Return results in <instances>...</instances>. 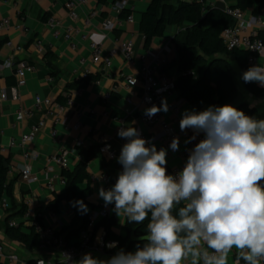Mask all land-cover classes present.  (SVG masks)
Returning <instances> with one entry per match:
<instances>
[{"label":"crops","instance_id":"1","mask_svg":"<svg viewBox=\"0 0 264 264\" xmlns=\"http://www.w3.org/2000/svg\"><path fill=\"white\" fill-rule=\"evenodd\" d=\"M66 1L0 0V23L7 21L9 26L8 29L0 28V43H2L0 48V145L7 146L10 141L17 140L43 117L42 112L35 111L30 118L21 123H17L15 120L17 111L32 108L35 97L50 99L57 103L56 100L59 96H65V86L82 77L84 73L101 75V79L97 83H92L86 89L69 94L72 106L64 108L60 123L53 124L51 120L46 119L44 128L33 143L25 148L16 147L0 154L5 159L8 168L7 181L12 183V198L3 195L0 199V245L6 256H16L17 261L14 264L33 263L37 259L53 263L58 260V253L55 250H44L39 247L26 248L21 243L7 237L6 227L9 221H14L18 226H21L22 232H30L22 223V216L19 214L20 207L25 206L28 200L32 201L33 210L40 215L41 223L44 226L55 227L56 231L61 233L69 244H78L80 241L82 217L79 210L75 209L67 200H62L58 204L57 212L48 208L54 197L62 196L66 190L65 183L61 181L62 170L48 162L49 155L59 151L67 152L69 163L67 171L73 172L80 162V153L84 154L88 161L87 173L91 177V194L86 200L88 203L87 213H89L105 206L98 191L101 187L106 190L111 188L122 168L121 164L117 162V158L114 161H109L98 152V138L101 135L110 138L109 144L117 152L118 157L123 141L126 140L116 134L120 125L119 120L122 119L123 127H135L150 144H155L156 148L160 146L159 126L150 127L142 121L146 106L141 101L140 85L131 90L133 93L131 96V91L124 85L123 77L136 75L141 66L140 58L146 54H159L164 59L163 67L175 62L176 53L172 39L181 31L169 27L163 37L155 38L148 47H145L144 38L139 32V23L141 13L146 10L151 0H130L127 8L133 11L135 22L123 25L112 32L103 31L101 23L104 18L114 15L113 4L101 6L95 0H88L86 5L77 8V20L71 21L64 9ZM187 1L198 2L199 0ZM201 2L204 6L222 10L234 5L233 2L225 0H201ZM94 10L99 11V16L92 19L88 28L87 33L90 41L102 47L104 56L112 49L118 51L122 43L131 42L136 56L134 65L127 64L119 52L111 59L109 68H105L101 64H94L91 61L88 43L76 39V49L72 50L63 39L53 38L52 30L46 24L48 19L56 18L61 20L64 26L81 27L84 19ZM252 16L251 10L245 12L247 21ZM93 37L96 38L93 39ZM36 40L43 44L44 51L41 54L34 48ZM17 48L20 50L18 51ZM46 53L52 55L51 63L57 73L55 78H51L50 72L45 66L44 55ZM228 60L231 62L238 91L235 101L229 104L236 106L245 103L258 110L259 118H264V98L253 96L247 91L241 79L242 74L238 65L231 59ZM23 64L34 67V71L26 75L25 85L18 87L15 71ZM256 64L264 65V52L254 65ZM164 73L174 80L178 76L174 66ZM254 84L260 87L259 84ZM106 94L111 95L108 100L103 98ZM128 96H131V105H127L125 102ZM166 100L169 111L159 113L161 120L166 123L172 122L171 108L174 105L179 107L181 113L186 109L193 110L177 93L167 97ZM133 121H135L134 124ZM75 122L80 124L79 130L65 129L66 123L71 126ZM176 127L180 129L179 124ZM52 130L57 132V144H53L51 140ZM193 134V130H191L188 138ZM202 136L203 134L197 135L196 140L191 142L196 144L198 138ZM192 148L189 143L186 144L183 140L180 141L178 151H170L167 154L168 173L172 169L181 170L184 167L189 150ZM33 153L37 155L36 159L25 158V155ZM25 165L31 167L32 175L36 178V181L30 184L21 178L20 170ZM103 177H106L108 182H104ZM51 180L52 188L50 189L47 185ZM83 187L81 185L79 190ZM3 204H6L7 207L4 208ZM108 206L114 208V204ZM9 216L11 218L7 221ZM125 222L126 219L123 216L120 218L117 216L114 230L120 237H126ZM102 235L101 228L93 232L91 241L93 249L88 253L96 258L107 259L119 250L108 248L103 253L95 251L94 246L98 242L97 238ZM135 249L136 247H133L131 251H135ZM234 261L235 252L230 254L229 264H234ZM0 264L8 263L6 259H3ZM241 264L244 262L241 261Z\"/></svg>","mask_w":264,"mask_h":264},{"label":"clouds","instance_id":"2","mask_svg":"<svg viewBox=\"0 0 264 264\" xmlns=\"http://www.w3.org/2000/svg\"><path fill=\"white\" fill-rule=\"evenodd\" d=\"M241 79L264 88V65L249 67ZM168 111L162 99L144 114L151 118ZM179 128L193 130L186 144L199 134L203 138L175 175L168 173L166 149L157 150L135 127L119 129L117 135L127 141L117 157L122 171L98 195L127 223L149 221L143 245L107 259L86 253L73 264H229L233 252L234 264H264V118L231 104L210 105L186 109ZM179 144L174 137L169 147L175 152ZM72 203L81 214L88 212L83 200ZM105 246L114 249L117 242ZM64 256L68 264L71 256Z\"/></svg>","mask_w":264,"mask_h":264},{"label":"built area","instance_id":"3","mask_svg":"<svg viewBox=\"0 0 264 264\" xmlns=\"http://www.w3.org/2000/svg\"><path fill=\"white\" fill-rule=\"evenodd\" d=\"M39 1V0H36ZM130 0H119L114 4L113 12L114 15L104 18L101 23V28L103 31L112 32L117 28L123 27V25H130L135 22L133 11L126 18H121L120 14L124 9H128V3ZM198 2H201L199 0ZM88 0H67L64 4V9L67 13V16L71 21H76L78 16L76 10L82 5H86ZM202 3V2H201ZM129 10V9H128ZM225 13L229 15L235 22V25L224 29L221 33V40L223 45L228 51L232 50H242L248 54L247 63L250 66H253L258 57L264 52V8L255 15L252 16L249 21L245 18V13L241 12L238 9H233L231 7H226L224 9ZM99 16V11H92L83 21L81 27L76 26H64L61 20L56 18H50L47 21V26L52 30V36L55 39H63L72 50L76 49V39L80 42L88 43V47L91 51V61L94 64H101L105 68H109L111 65V59L117 54L120 53L124 61L129 65H134L136 61V56L134 52V47L131 42H124L121 44L120 48L117 50L112 49L108 51L106 56L103 55L102 47L90 41L88 36V28L92 19ZM8 22L2 21L0 23V28L8 29ZM250 28V30H249ZM10 45V43H8ZM35 50L41 54L44 51L43 44L41 41L36 40L34 42ZM19 51L20 49L17 48ZM141 66L138 70V73L134 76H124L123 82L124 85L131 91L140 85L142 90V103L146 108L151 107L152 105L160 106L162 99H166L176 93L175 80L168 76L165 73L161 72V68L164 66V59L158 54H146L141 58ZM34 71V67L29 64L20 65L16 71L15 76L17 79V86L23 87L26 82V75ZM190 75L191 73H187ZM87 75L86 73L83 76ZM136 83L132 85L131 81L134 80ZM132 96V91H131ZM131 96L126 97L125 102L127 105L132 104ZM111 97L110 94H106L103 98L108 100ZM72 106V100L70 97L67 98L64 105L57 104L50 99H41L40 97L34 98V104L31 109L19 110L15 114V120L17 123H21L24 120L30 118L33 113L42 112L43 117L30 129L22 134L17 140L10 141L7 146L0 145V154L6 153L8 150L19 147L25 148L26 146L33 143L40 133V131L45 126L46 119L52 121L53 124H58L61 122V113L65 107ZM172 122L166 123L161 120L160 114L149 118L144 115L142 121L150 126H159L160 134V146L157 147V150L164 148L169 154L171 150L170 143L174 137H178L179 141L187 140L188 136L191 134V129L186 132H182L176 127L179 124L182 113L177 105L172 106ZM119 127L116 130V134L119 129L123 127V120H119ZM65 129L79 130L80 124L78 122L73 123L71 126H68L67 123L64 125ZM142 138L145 139L143 135L140 134ZM202 137L198 138L199 142ZM51 140L53 144L58 143V135L55 130L51 132ZM99 153L103 155L107 160L114 161L117 158V152L109 144L110 138L106 135H101L99 138ZM127 141H123V145ZM196 142V143H197ZM191 147L195 146V143L190 142ZM37 155L33 153L32 155H25L26 159H36ZM48 162L54 164L62 171L68 170L69 163L67 160V152L59 151L55 152L48 157ZM122 171L120 169L119 173ZM180 170L175 168L172 169L169 174L175 175ZM21 178L28 184L36 181V178L32 175V169L30 166L25 165L21 167L20 170ZM64 183V180L61 179ZM104 182H108L106 177H103ZM48 188H52V180L47 185ZM4 208L7 207L6 204H3ZM112 208L109 206H102L98 209L92 210L88 213L87 216V227L84 231L81 232L80 241L76 246L68 245L65 241V238L62 235L56 233L55 227L44 226L41 222L38 221L40 215L35 213L33 210L32 201L28 200L25 203V211L22 215V223L32 231L37 237L40 249H52L58 253V260L53 263L44 259H37L32 264H66V258L64 254H69L71 260L68 261V264H73L74 261H78L84 254L91 251V241L93 237V228L95 224L110 215ZM9 227H18V224L14 221H9ZM103 236H100V240L103 243L97 242L94 246V250L103 253L108 248L105 246L107 243H104ZM3 259H6L8 264H14L17 261L16 256L14 255H5L4 249L0 245V263ZM29 264V263H26Z\"/></svg>","mask_w":264,"mask_h":264},{"label":"trees","instance_id":"4","mask_svg":"<svg viewBox=\"0 0 264 264\" xmlns=\"http://www.w3.org/2000/svg\"><path fill=\"white\" fill-rule=\"evenodd\" d=\"M98 5L108 6L115 4L119 0H95ZM234 3L231 8L241 12L251 10L253 16L257 15L264 8V0H225ZM132 13L124 9L120 17L126 18ZM235 25L234 20L225 13L224 10L204 6L201 2L187 0H151L144 12L141 13L139 32L144 38V46L148 47L155 38L164 36L167 28L173 27L180 30L172 39V44L176 53V61L161 68V72H166L170 67H175L178 76L175 80L176 93L188 103L194 110L202 111L210 105H224L235 101L238 95L234 81L231 62L234 61L241 74L250 65L247 63L248 54L242 50L228 51L220 38L224 29ZM2 43H0V48ZM45 66L50 72L51 78H55L57 73L51 63L52 55H44ZM187 73H191L188 75ZM100 74H87L79 77L72 83L65 86V96H59L56 100L58 104L66 102L69 94L74 91L86 89L90 84L100 81ZM243 81V80H242ZM243 84L247 91L253 96L264 98V89L254 83ZM247 115L259 118V112L254 107H249L245 103L236 105ZM99 152V147H98ZM80 162L73 171H62V179L65 183V193L62 196H55L48 205L53 212L58 211V204L62 200L72 202L83 200L88 206L87 198L91 194V177L87 173V159L80 153ZM122 166V165H121ZM8 168L5 159L0 155V199L3 195L12 198V183L7 181ZM84 186L79 190L80 186ZM78 209V206H73ZM25 206L22 205L19 214L22 216ZM80 212V211H79ZM81 213V212H80ZM88 213L81 214L82 224L80 229L84 231L87 227ZM10 216L7 221L10 220ZM117 215L112 210L110 215L98 221L93 232L97 229L103 230L104 243L117 242L115 249H123L129 252L138 244L143 245L141 237L147 233L148 220L143 224L125 222L126 237H120L115 233ZM41 222L40 218L38 219ZM18 227H6V235L9 239L21 243L26 248H37L38 237L30 231L24 233ZM58 235H62L56 231ZM63 236V235H62ZM66 241V239H65ZM68 245L76 246L77 244ZM32 264V263H29Z\"/></svg>","mask_w":264,"mask_h":264}]
</instances>
